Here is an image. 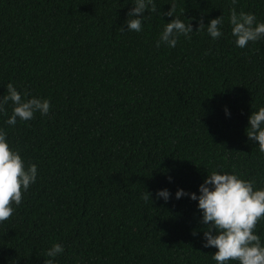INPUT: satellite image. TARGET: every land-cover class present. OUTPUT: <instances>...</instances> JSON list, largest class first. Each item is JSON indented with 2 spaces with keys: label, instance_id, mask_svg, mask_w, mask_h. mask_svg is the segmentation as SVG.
Here are the masks:
<instances>
[{
  "label": "trees",
  "instance_id": "trees-1",
  "mask_svg": "<svg viewBox=\"0 0 264 264\" xmlns=\"http://www.w3.org/2000/svg\"><path fill=\"white\" fill-rule=\"evenodd\" d=\"M155 3L135 32V0H0V97L12 83L51 101L14 126L11 102L0 113L10 147L38 169L0 223V264H45L56 243L54 264H216L198 200L177 191L199 196L214 170L264 188V153L246 135L264 107V38L239 48L229 21L235 7L264 22V0H175L194 32L175 48L156 46L173 0ZM221 16L220 38L195 33ZM256 234L264 244V220Z\"/></svg>",
  "mask_w": 264,
  "mask_h": 264
},
{
  "label": "clouds",
  "instance_id": "clouds-1",
  "mask_svg": "<svg viewBox=\"0 0 264 264\" xmlns=\"http://www.w3.org/2000/svg\"><path fill=\"white\" fill-rule=\"evenodd\" d=\"M238 0H231L236 5ZM157 13L155 0H135V5L128 12L125 22L127 31H143L145 13ZM176 13V3L173 0L171 10L161 13L162 16L175 17L170 23H166L160 34L156 46L165 44L175 48L178 39L183 35L191 39L193 25L191 20H181ZM229 21L235 44L239 48H245L249 42H257L264 38V22L257 23V18L252 13L241 10L237 13L232 7ZM224 24V16L212 19L205 26L203 17L199 21V28L195 33L207 29V33L213 39L220 38L223 33L220 30ZM121 33L125 32L120 27ZM28 92L22 94L17 88L9 83L7 94L0 97V113L7 115L5 106L11 102L13 111L7 124L14 126L19 118L21 121L34 119L35 113L48 115L51 109L49 99L32 97L25 99ZM227 112V110H226ZM230 115V113H228ZM250 127L246 130L249 140L259 144V151L264 153V107L253 111L249 118ZM37 165H26L18 150H13L7 140V133L0 129V223L9 220L14 212L15 206H19L24 194L37 180ZM171 179V178H169ZM200 195L186 193L182 189L176 193L180 199L189 196L191 200H198V209L202 212V224L206 225L204 230V248H215L217 251L212 255L216 264H264V244L256 234V229L261 220H264V188L257 190L254 180L242 179L237 174H221L212 171L207 179L200 185ZM157 198H163L168 202L171 193L167 190H159ZM145 201L151 199V193L147 191L142 196ZM152 201V200H151ZM153 202V201H152ZM215 233V235L213 234ZM195 235V233H194ZM64 252L61 244H54L46 253L50 259L45 264H54L55 258Z\"/></svg>",
  "mask_w": 264,
  "mask_h": 264
}]
</instances>
